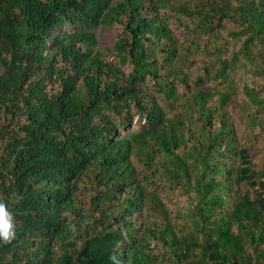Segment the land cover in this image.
Here are the masks:
<instances>
[{"label": "trees", "instance_id": "obj_1", "mask_svg": "<svg viewBox=\"0 0 264 264\" xmlns=\"http://www.w3.org/2000/svg\"><path fill=\"white\" fill-rule=\"evenodd\" d=\"M234 1L175 11L199 13L204 29L234 19L236 35L247 36L241 52L264 77V0ZM115 24L123 32L102 48L97 30ZM223 56L214 67L220 79L238 55ZM180 57L155 0H0V200L16 231L0 242V264H112V253L120 264H162L147 240L154 235L173 264H264V169H252L224 113L231 92L220 94L215 111L212 93L191 94L186 106L200 119L188 136L143 92L153 81L175 99ZM132 108L149 125L138 146L120 131ZM136 147L151 176L186 185V213L170 210L148 177L139 178ZM245 183L259 187L254 199L240 192Z\"/></svg>", "mask_w": 264, "mask_h": 264}, {"label": "rangeland", "instance_id": "obj_2", "mask_svg": "<svg viewBox=\"0 0 264 264\" xmlns=\"http://www.w3.org/2000/svg\"><path fill=\"white\" fill-rule=\"evenodd\" d=\"M155 1L158 3L159 14L167 18V23L172 30L175 41L179 44L181 57L176 61L175 65L184 66V75L174 82V85L179 88V93L175 99H168L164 92L153 84V81H149L148 85L143 86V92L153 97L163 109L166 120H172V123L179 130L185 132L187 136L190 134V128L196 130V124L200 119L198 113L191 111L186 106V102L191 94L196 91L212 93V96L208 98V105L215 111L219 106L220 94L222 92H231V98L224 105V113L237 132L240 148L248 150L252 169L256 171L263 170L264 77L257 73L253 65L241 52L247 36L244 34L236 35L240 27L234 19L223 20L219 28L208 27L204 29L199 13H194L188 17L175 11L184 5L192 8V10H200L202 8L200 3H204L207 0H203L202 2H199V0ZM211 1L221 2L222 0ZM147 5H150V0H147ZM230 5L235 6L236 2L230 0ZM215 22H218L217 18ZM122 32L123 27L120 24H115L111 28L98 29L97 34L101 47L105 49L114 47L115 42ZM253 49L256 53L258 52L256 47H253ZM222 53L224 55L223 58L225 57L229 60H232L231 57L233 54H237L238 56L234 61V68L231 72H228L229 77L220 79L219 77H215V69L219 66L214 67L218 65V61L215 62L218 58L217 55ZM157 54H160V52ZM160 62L163 64L161 59ZM257 63L262 64L260 58H258ZM207 67L212 69L211 73L205 70ZM168 68H161L160 75L166 76ZM123 69L129 74L132 67L127 63ZM247 86L253 89L254 94L257 95L258 99L256 102L248 96ZM136 112L137 110L132 108L130 112L133 117L132 122L129 123L128 127L121 128L120 131L124 137L130 138L132 143L138 146L139 141L142 140L138 136L144 134L145 130L149 128V125ZM123 116L124 118L130 116L127 110L124 111ZM114 121L117 124L120 123V119H117V117H115ZM151 144H153V141H151ZM139 150L136 147V151L132 157L139 178L144 180V178L148 177L145 183L160 193L161 198L170 210L186 213L193 206L192 195L186 190V185H175L171 187L163 182V179L160 178L161 175H155L156 177L154 175L151 176V170H147L144 161L145 157ZM155 150L153 149V151ZM154 157L155 163H157L162 158V155L155 153ZM233 159L237 162V159ZM258 188V186L253 187L245 183L240 188V192L242 194H250L254 199L255 191ZM173 216L175 222H182V220L176 219L175 215ZM147 240L153 253L158 254L161 258L165 257L162 264H173L170 263L168 255H165L164 252L166 250L162 242L156 239L155 235ZM161 258L160 261L162 260Z\"/></svg>", "mask_w": 264, "mask_h": 264}, {"label": "clouds", "instance_id": "obj_3", "mask_svg": "<svg viewBox=\"0 0 264 264\" xmlns=\"http://www.w3.org/2000/svg\"><path fill=\"white\" fill-rule=\"evenodd\" d=\"M75 231V225L71 226ZM16 236L15 223L12 212L9 210L8 204L4 200H0V242L8 243ZM108 259L112 264H120L115 253L109 255Z\"/></svg>", "mask_w": 264, "mask_h": 264}]
</instances>
